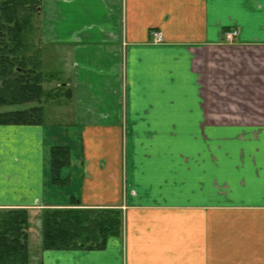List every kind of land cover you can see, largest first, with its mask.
Masks as SVG:
<instances>
[{
  "label": "crops",
  "instance_id": "obj_1",
  "mask_svg": "<svg viewBox=\"0 0 264 264\" xmlns=\"http://www.w3.org/2000/svg\"><path fill=\"white\" fill-rule=\"evenodd\" d=\"M40 14L43 44L69 57L68 144L43 122L0 125V203L116 208L122 224L103 248L34 262L264 264V0H41Z\"/></svg>",
  "mask_w": 264,
  "mask_h": 264
},
{
  "label": "trees",
  "instance_id": "obj_2",
  "mask_svg": "<svg viewBox=\"0 0 264 264\" xmlns=\"http://www.w3.org/2000/svg\"><path fill=\"white\" fill-rule=\"evenodd\" d=\"M41 0H0V105L39 102L43 95L41 61L27 49L41 41ZM34 53V52H33ZM13 102V103H12ZM42 111V112H41ZM43 109L36 104L0 112V123L38 124ZM69 149L53 145L49 152L50 178L65 183L59 169L66 166ZM45 208L41 214V248L100 249L110 235L121 231L116 208ZM27 211H0V264H30L27 246Z\"/></svg>",
  "mask_w": 264,
  "mask_h": 264
},
{
  "label": "rangeland",
  "instance_id": "obj_3",
  "mask_svg": "<svg viewBox=\"0 0 264 264\" xmlns=\"http://www.w3.org/2000/svg\"><path fill=\"white\" fill-rule=\"evenodd\" d=\"M41 15V14H40ZM40 33H41V16H40ZM155 37V36H154ZM25 54H34L38 60L41 61L40 68H43L45 73L42 77V87L43 95L39 102L36 101H26L21 104H1L0 112L12 110L15 108L23 107H33L36 104L41 105L43 113L41 115V120L48 130H54L57 135V139L54 143L66 142L64 136L62 135L63 124L61 122L67 121L69 118L65 115L69 114L71 111V106L69 105V98L66 97L65 85L64 83L69 76V57L67 52L61 51V48L54 46H45L41 41L34 42L31 48L27 49ZM34 52V53H33ZM64 64V67H62ZM61 66L58 67V66ZM64 85V86H63ZM13 103V102H12ZM42 112V111H41ZM65 114V115H64ZM28 124V123H27ZM39 124V123H38ZM0 125H20L19 123H0ZM73 145L76 146V141H71ZM62 143V144H63ZM59 145V144H57ZM51 148V147H50ZM50 152V149H49ZM59 176L64 179L66 173L64 172V167L59 169ZM53 183V182H52ZM54 185L61 187L64 186L61 180L60 182L53 183ZM15 208H24L27 211V246L29 249L30 264H37L34 261H37L39 256V250H44L41 247H37L38 239L41 241V214L45 208H62V207H43V208H32L27 207H15L14 205L2 204L0 203V211H6L8 209ZM41 244V242H40ZM47 250V249H46ZM49 250V249H48ZM52 250H61V249H52ZM32 258V261H31ZM34 258V260H33Z\"/></svg>",
  "mask_w": 264,
  "mask_h": 264
},
{
  "label": "built area",
  "instance_id": "obj_4",
  "mask_svg": "<svg viewBox=\"0 0 264 264\" xmlns=\"http://www.w3.org/2000/svg\"><path fill=\"white\" fill-rule=\"evenodd\" d=\"M235 34H236V31L235 30H232V31L228 32L226 36H227V38L231 39ZM154 36H155V40L156 41H159L160 40L159 33H157V32L154 33Z\"/></svg>",
  "mask_w": 264,
  "mask_h": 264
}]
</instances>
